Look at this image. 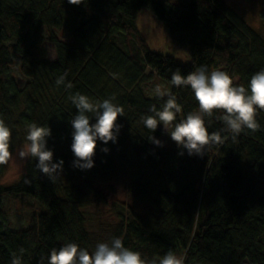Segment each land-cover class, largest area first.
Masks as SVG:
<instances>
[{
  "label": "trees",
  "instance_id": "16d2710c",
  "mask_svg": "<svg viewBox=\"0 0 264 264\" xmlns=\"http://www.w3.org/2000/svg\"><path fill=\"white\" fill-rule=\"evenodd\" d=\"M142 8L187 62L149 50L136 27ZM57 30L69 33L71 42L59 39ZM47 42L55 60L42 55ZM14 56L20 81L11 72ZM201 65L227 71L247 87L264 69V37L223 0H0V118L12 130L11 151L26 144L27 127L35 122L51 128L53 162L64 161L51 181L30 157L20 179L0 185V202L2 196H27L42 207L17 230L3 227L0 208V264H11L13 252L22 264H47L51 250L69 242L91 252L96 244L82 208L102 198L94 181L117 166L126 171L128 199L142 211L128 208L110 240L119 237L149 259L172 250L185 264H264V111L257 116L261 130H245L236 140L217 119L221 113L206 117L210 134L228 138L203 156L157 146L149 138L161 136L162 124L152 132L142 123L152 104L163 103L140 87L155 77L182 105L178 119L198 111L190 87L172 85L171 75L179 68L186 76ZM61 76L64 84L57 86ZM76 92L100 101L115 96L124 108L117 141L98 140L88 170L72 166L70 121L77 109L70 96Z\"/></svg>",
  "mask_w": 264,
  "mask_h": 264
},
{
  "label": "clouds",
  "instance_id": "9594fccd",
  "mask_svg": "<svg viewBox=\"0 0 264 264\" xmlns=\"http://www.w3.org/2000/svg\"><path fill=\"white\" fill-rule=\"evenodd\" d=\"M68 2L79 5L82 0ZM234 80L227 71H209L205 65L186 76L178 68L171 75V84L178 88L190 87L198 102V111L178 119L182 105L171 91L158 84L153 89V95L163 103L159 108L152 104L149 108L151 114L143 117L142 123L152 132L162 124L178 148L186 149L189 156H203L207 147L222 145L228 138L220 132L210 134L208 131L205 118L213 117L216 112L221 113L217 119L223 121L224 131L231 134L232 140H236L245 130L255 133L261 130L258 113L264 111V69L251 76L247 87L236 85ZM64 81L65 76L59 77L57 86L64 84ZM65 86L70 88L71 84ZM115 99V96H111L102 101L93 100L80 92L70 96L77 109V114L70 121L73 129L71 151L75 156L72 162L74 168L88 170L94 166L93 157L96 155L98 140L105 145L109 141H117L122 127L117 120L124 116V108L114 103ZM93 117L95 123H90ZM50 136V127L38 126L35 122L29 124L26 144L17 155L21 159L36 158V169L53 181L62 174L64 161L53 162V151L47 147V138ZM149 140L162 146V142L154 136ZM11 144L12 130L0 118V165H6L12 160ZM101 150L105 153L109 151L106 147ZM179 154L183 155V152ZM11 257V264H22V257L15 252ZM47 264H185V257L169 250L162 257L149 259L140 251L126 247L121 238L113 237L109 242L97 243L91 252L75 242L66 243L59 249L53 248L47 257Z\"/></svg>",
  "mask_w": 264,
  "mask_h": 264
},
{
  "label": "rangeland",
  "instance_id": "374dc122",
  "mask_svg": "<svg viewBox=\"0 0 264 264\" xmlns=\"http://www.w3.org/2000/svg\"><path fill=\"white\" fill-rule=\"evenodd\" d=\"M223 2L234 12L240 14L248 26L264 37V23H262L264 0H223ZM137 18L136 27L141 32L142 38L145 39L149 50L163 55L168 54L181 62H187L188 59L182 52L168 46L164 28L157 24L147 9L142 8ZM43 33L45 32L43 31ZM55 33L62 41L66 43L71 42L69 33L62 30H57ZM41 51L45 58L50 60L56 59L53 44L49 42L44 43ZM13 58L15 63L11 72L13 77L20 81L17 67L19 60L15 56ZM158 84L169 90V84L158 77H155L151 83L142 84L140 87L145 96L154 97L153 89ZM158 140L162 142V147L164 148L178 147L164 130L163 125L162 133L158 137ZM24 145L22 144L12 150V160L8 164L3 165L0 172V185L11 186L12 183L16 182L24 174L28 158L21 159L17 155ZM126 185V171L119 166L113 171H109L105 175L95 179L94 187L101 192L102 198L97 203H92L82 208L87 231L92 234L95 244L109 242L114 227L119 223L121 218L126 216L128 208H132L136 212L142 211L140 207L135 205L133 200L128 199ZM0 208L4 217L1 219L3 227L12 230L26 228L31 216L42 210L40 204L27 196H2Z\"/></svg>",
  "mask_w": 264,
  "mask_h": 264
}]
</instances>
